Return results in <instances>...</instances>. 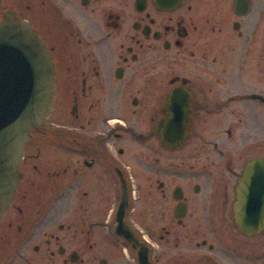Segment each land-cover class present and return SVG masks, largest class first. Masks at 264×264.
<instances>
[{"label": "flooded vegetation", "instance_id": "af4514ba", "mask_svg": "<svg viewBox=\"0 0 264 264\" xmlns=\"http://www.w3.org/2000/svg\"><path fill=\"white\" fill-rule=\"evenodd\" d=\"M5 15L56 90L0 264H264V226L234 217L247 167L264 213V0H0Z\"/></svg>", "mask_w": 264, "mask_h": 264}, {"label": "water", "instance_id": "95a60500", "mask_svg": "<svg viewBox=\"0 0 264 264\" xmlns=\"http://www.w3.org/2000/svg\"><path fill=\"white\" fill-rule=\"evenodd\" d=\"M55 90L53 64L44 45L26 23L5 15L0 23V218L19 184L29 132L49 115ZM251 182L258 185L247 167L234 212L238 230L245 236L264 226V213L249 212V198L259 195L256 188L249 189Z\"/></svg>", "mask_w": 264, "mask_h": 264}]
</instances>
